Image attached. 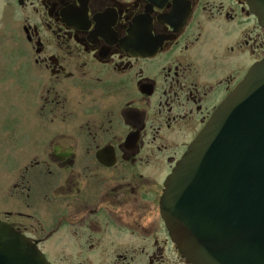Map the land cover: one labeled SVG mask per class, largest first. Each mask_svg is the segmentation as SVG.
I'll list each match as a JSON object with an SVG mask.
<instances>
[{
  "label": "flooded vegetation",
  "instance_id": "1",
  "mask_svg": "<svg viewBox=\"0 0 264 264\" xmlns=\"http://www.w3.org/2000/svg\"><path fill=\"white\" fill-rule=\"evenodd\" d=\"M0 15L37 93L0 221L50 264H178L165 185L264 59L257 16L245 0H0Z\"/></svg>",
  "mask_w": 264,
  "mask_h": 264
},
{
  "label": "water",
  "instance_id": "2",
  "mask_svg": "<svg viewBox=\"0 0 264 264\" xmlns=\"http://www.w3.org/2000/svg\"><path fill=\"white\" fill-rule=\"evenodd\" d=\"M264 29V0H245ZM162 213L187 264H264V60L215 112L165 185ZM0 264H50L0 221Z\"/></svg>",
  "mask_w": 264,
  "mask_h": 264
},
{
  "label": "rangeland",
  "instance_id": "3",
  "mask_svg": "<svg viewBox=\"0 0 264 264\" xmlns=\"http://www.w3.org/2000/svg\"><path fill=\"white\" fill-rule=\"evenodd\" d=\"M1 18L0 15V21ZM29 47L20 28L15 25L14 27L7 26L5 22H0V211L6 208L11 211L13 204L4 194L7 183L10 184V178L14 175L12 171L15 170L13 168L15 162L9 152L11 139L17 134L18 124L20 135L23 136V131L27 130V122L32 124L35 120L34 115L27 112L29 104L37 103V93L32 86L28 85L33 75L24 68L30 55L34 54ZM20 79L27 80L26 87L19 86ZM13 146L15 150V145ZM20 149H23L22 145H19ZM14 150H10L11 153ZM54 256L50 255L49 258L53 261L57 259L58 262L60 258L63 259V257ZM174 261L184 264L181 257H175Z\"/></svg>",
  "mask_w": 264,
  "mask_h": 264
}]
</instances>
